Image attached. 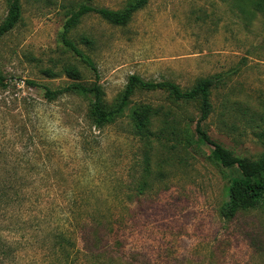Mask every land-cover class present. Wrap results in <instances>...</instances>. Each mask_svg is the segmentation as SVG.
I'll return each mask as SVG.
<instances>
[{
	"label": "rangeland",
	"instance_id": "obj_1",
	"mask_svg": "<svg viewBox=\"0 0 264 264\" xmlns=\"http://www.w3.org/2000/svg\"><path fill=\"white\" fill-rule=\"evenodd\" d=\"M85 1L119 10L129 0H21L20 21L0 37V264L58 263L57 230L73 243L68 264H264V196L220 215L240 174L196 142L198 99L135 88L124 113L98 127L91 94L44 96L75 80L69 67L77 81L98 82L107 106L132 74L182 89L217 75L200 126L255 160L264 152V1L150 0L125 25L85 14L68 36L96 74L59 37ZM7 6L0 0V22ZM134 104L161 109L147 136L131 126Z\"/></svg>",
	"mask_w": 264,
	"mask_h": 264
},
{
	"label": "trees",
	"instance_id": "obj_2",
	"mask_svg": "<svg viewBox=\"0 0 264 264\" xmlns=\"http://www.w3.org/2000/svg\"><path fill=\"white\" fill-rule=\"evenodd\" d=\"M149 1L150 0H129L126 5L119 10L97 6L90 1L82 2L78 4L76 9L72 10L65 19L62 25V30L59 34L60 41L65 47L72 51L76 57H78L80 62L96 74V68L91 57L82 51L69 38L68 33L70 30L79 22L82 16L88 13L98 14L100 17L114 25H125L131 19L132 14L144 7ZM263 1L264 0H257L256 3L259 5V3ZM21 17V0H8L6 15L3 21L0 22V37L12 30L20 21ZM86 41L90 42V39ZM66 71L68 75L75 80L64 87L53 90L46 87L44 96L50 100L69 91L80 94H91L93 96L91 114L94 118L95 125L98 127L114 122L124 113V110L129 103V98L135 88L145 90L164 89L175 100L189 101L198 99L200 113L195 127V132L197 134L196 142L199 144L210 145L211 155L214 160L218 161L220 165L225 168L236 167L240 174L230 180L227 187V200L220 208V215L225 219H229L238 211L253 208L260 203L264 196V181L260 178V174L264 171V152L255 160L235 155L222 147L219 143L211 140L200 126V122L205 120L210 113V90L218 80L217 75L204 77L198 80L191 88L182 89L174 82L168 80H144L138 75L132 74L128 77L118 101L112 106H107L103 102L102 89L97 81H94L91 84L77 81L76 79L79 72L75 67H69ZM26 83L36 85L32 80H26ZM6 86V78L0 71V87L5 88ZM160 111V108H154L147 104H134L129 108L127 116L131 126L141 135L147 136L150 132L149 127L153 123V118L156 117ZM162 115L166 114L163 113ZM171 122H173V120L168 121L166 118L163 119L165 125L170 124ZM175 128L176 126L174 125L172 127L173 133ZM64 232L65 231L62 230H57L55 232L57 240L54 246L56 251L54 252L59 256L58 263L56 264H68L67 261L70 256L69 246H73L71 241L67 242L70 238H65Z\"/></svg>",
	"mask_w": 264,
	"mask_h": 264
}]
</instances>
